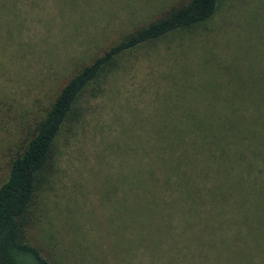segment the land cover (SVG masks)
<instances>
[{"label": "rangeland", "instance_id": "1", "mask_svg": "<svg viewBox=\"0 0 264 264\" xmlns=\"http://www.w3.org/2000/svg\"><path fill=\"white\" fill-rule=\"evenodd\" d=\"M185 1L0 0V184L28 131L78 69ZM261 69L264 0H219L209 21L120 55L58 136L21 218V240L55 264H103L95 244L109 232L104 187L118 168L136 166L159 109L194 87L201 96H226L207 85L230 76L245 87L230 92L250 102L246 86Z\"/></svg>", "mask_w": 264, "mask_h": 264}, {"label": "trees", "instance_id": "2", "mask_svg": "<svg viewBox=\"0 0 264 264\" xmlns=\"http://www.w3.org/2000/svg\"><path fill=\"white\" fill-rule=\"evenodd\" d=\"M218 4L186 0L171 7L63 85L28 131L0 184V264H55L21 240V218L50 165L58 136L78 114L79 100L100 91L101 76L120 55L209 21ZM252 72L246 86L250 102L230 92L242 86L232 76L222 85L218 78L207 85L218 86L226 96L186 89L159 109L151 126L154 136L141 139L145 145L139 152L126 147L133 149L137 163L118 168L104 187L109 207L103 222L109 232L103 245L95 244L98 262L264 264V70ZM122 154L128 163V154Z\"/></svg>", "mask_w": 264, "mask_h": 264}]
</instances>
